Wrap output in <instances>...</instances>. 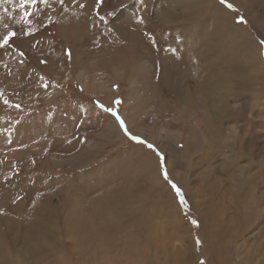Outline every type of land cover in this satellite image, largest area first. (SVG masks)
I'll return each instance as SVG.
<instances>
[{"label":"rangeland","instance_id":"obj_1","mask_svg":"<svg viewBox=\"0 0 264 264\" xmlns=\"http://www.w3.org/2000/svg\"><path fill=\"white\" fill-rule=\"evenodd\" d=\"M71 3L19 2L18 23L0 5L11 22L0 39L18 33L0 48V264H135L134 254L147 264H207L198 204L217 212L223 246L248 264L264 242V86L234 76L229 113L210 115L195 46L207 40L203 26L222 20L246 42L242 51L226 44L238 61L229 72L252 76L245 60L264 63V0H90L97 22L68 37L59 23ZM193 60L188 83L181 71ZM164 76L183 80V100ZM205 180L213 190L198 196ZM231 212L246 218L245 237L231 233Z\"/></svg>","mask_w":264,"mask_h":264},{"label":"bare ground","instance_id":"obj_2","mask_svg":"<svg viewBox=\"0 0 264 264\" xmlns=\"http://www.w3.org/2000/svg\"><path fill=\"white\" fill-rule=\"evenodd\" d=\"M53 1V0H52ZM60 0H57V2ZM82 0H64V2L69 6V4L71 2H75L77 3L78 7H73L70 8L66 11V8H64L63 10H65L66 13H64L62 16L66 17L64 18V21H59L61 23L60 26L68 28L65 29V32H70V34L68 33V37L69 35H77L79 36V33H75L76 31L74 30H79V32L82 31H88L91 27V24L93 25L96 20L94 19V16L91 14L90 12V0H85L84 2V6L79 8V4ZM102 1V0H101ZM167 1V0H166ZM191 1V0H190ZM20 2V0H12V2L10 3H5L4 5L6 7H3V9L1 10L4 14L10 15V16H14L16 18L15 23H18L17 20L20 16V12L22 9H20L18 3ZM83 2V1H82ZM62 4V3H61ZM65 4V5H66ZM72 4V3H71ZM83 4V3H82ZM190 4V3H189ZM75 5V4H73ZM96 5H93V7H95ZM39 7V6H38ZM61 7V6H60ZM170 7V6H169ZM215 7V6H214ZM217 7V4H216ZM41 8V7H40ZM38 8V9H40ZM218 8V7H217ZM220 8V7H219ZM218 8V9H219ZM5 9H7V12H5ZM55 9V8H54ZM62 9V8H61ZM93 9V8H91ZM216 9V8H215ZM221 9V8H220ZM223 9V8H222ZM221 9V10H222ZM56 11V10H55ZM92 11V10H91ZM129 12V9L127 10ZM135 11V10H134ZM166 12V11H164ZM221 12V11H220ZM40 13V12H38ZM55 13V12H54ZM53 13V14H54ZM127 13V12H125ZM175 13V12H174ZM224 13V12H223ZM222 13V14H223ZM42 14V12H41ZM52 14V12H51ZM50 14V15H51ZM161 14V13H160ZM216 14V13H215ZM38 15V14H37ZM126 15H129L126 20L125 23L126 25L129 24V21L133 18L134 13H127ZM174 15V14H173ZM172 15V16H173ZM229 15V14H228ZM5 15L0 14V18L2 19V23L0 24V33H4V31H6L9 28V25L11 22H9L5 17ZM47 17V16H46ZM54 17V16H52ZM125 17V16H124ZM217 17V16H216ZM220 17V16H219ZM223 17V16H222ZM229 17V16H228ZM8 18V17H7ZM32 18V17H31ZM58 18V17H57ZM13 19V18H12ZM20 19V18H19ZM54 19H56L54 17ZM185 19V18H184ZM183 19L184 22H186ZM199 19V18H198ZM221 19V18H220ZM201 20V19H199ZM198 20V21H199ZM46 21V20H45ZM57 21V19H56ZM135 21V20H134ZM174 21V20H173ZM171 21V22H173ZM191 20H189L190 22ZM97 22V21H96ZM162 25L164 24L163 21ZM170 22V23H171ZM220 22V23H219ZM213 21L212 22V29L209 30L207 27L203 26V28L201 29L200 32L203 33V36H205V39H209L211 37V39L209 40V42H207V40L202 43L196 44L195 46V52L196 54L199 56V58L201 59L200 61L202 62V65L206 68V72L203 74L204 75V81L202 83H200L197 87V89L199 90V92H203L205 97V101L206 104L202 103L204 105V108L206 109V106L208 107V110L210 112V115H213L215 117L219 116L221 117L223 112H228L227 111V104L229 103V98L227 93L232 92V86H234V84H232L233 82H231L235 76L236 78V82L238 83H250V81H259L261 82V84L264 86V63L255 59H247L245 60L248 65L249 68L252 70V76H246L243 75L242 73H239L240 70L239 69H231V72H229V69L233 66V68H235V66H237V58L233 57L232 55L227 54V48L228 45L231 44V47L233 49H237V50H241L242 48H244L246 46V42H238L240 41V39L234 35L235 32L230 30V28L225 31L224 28L221 26L222 20L220 21ZM99 23V22H98ZM205 23V22H204ZM211 23V22H210ZM225 23V22H223ZM96 24V23H95ZM141 24V23H140ZM208 24V23H207ZM229 24V23H228ZM5 25H7L8 27H4ZM150 26V25H149ZM152 26V25H151ZM164 26V25H163ZM4 27V28H3ZM56 27V25H55ZM54 27V28H55ZM96 27V26H95ZM134 27V26H133ZM158 27V26H157ZM161 27V24H160ZM57 28V27H56ZM235 28V27H234ZM97 29V27H96ZM198 29V28H197ZM59 30V29H58ZM56 30V31H58ZM94 30V28H93ZM235 30V29H234ZM63 31V30H62ZM186 31V30H185ZM196 31V30H195ZM198 31V30H197ZM196 31V32H197ZM198 31V32H199ZM64 32V34H65ZM90 32V31H89ZM97 32V31H96ZM178 32V31H177ZM60 33V30H59ZM62 33V32H61ZM87 33V32H86ZM6 34V33H5ZM85 34V33H84ZM181 34V33H180ZM198 34V33H196ZM1 35V34H0ZM93 35V34H92ZM199 35V34H198ZM63 36V35H62ZM89 36V35H88ZM135 35H133L134 37ZM200 36V35H199ZM67 37V38H68ZM75 37V36H74ZM84 37V36H83ZM87 37V36H86ZM91 37V36H90ZM66 38V37H65ZM251 38V37H250ZM202 39V38H200ZM79 40V39H78ZM81 41V40H80ZM247 41V40H246ZM226 44H227V48H226ZM245 50V49H244ZM247 50V49H246ZM253 50V49H252ZM166 51V50H165ZM242 51V50H241ZM204 53V54H200ZM246 52V51H245ZM74 53V52H73ZM157 55V54H156ZM159 55V54H158ZM228 56V57H227ZM159 57V56H158ZM161 58V57H159ZM162 59V58H161ZM169 59V58H168ZM243 60V59H242ZM163 61V60H162ZM168 61V60H167ZM165 62V61H164ZM170 62V61H168ZM167 62V63H168ZM198 61L197 60H193V61H189L187 62V67L185 66V69L183 71H181L184 74L185 79H188V83H190L189 79L192 77L191 73L197 72L198 69ZM149 66V65H147ZM161 66L163 67L162 70H164L165 66L164 63L161 64ZM168 66V65H167ZM173 68V67H172ZM228 68V69H227ZM208 70V71H207ZM238 71L236 73H232L234 71ZM137 71L139 72H147V67L146 65H142L138 63V69ZM166 73V71L164 72ZM180 73V72H179ZM167 74V73H166ZM177 75V74H176ZM181 75V74H180ZM228 76V77H227ZM166 76H164V80L163 83L166 82L170 88L174 89L175 94H178L179 100H183L184 99V91H181L180 88L181 87H185V85H183V80L181 78H177V77H168L165 78ZM226 77V78H225ZM174 78V79H173ZM234 78V79H235ZM163 79V78H162ZM260 79V80H259ZM231 80V81H230ZM226 81V82H225ZM185 83V82H184ZM193 83V82H192ZM165 85V83H164ZM174 86V88H173ZM166 87V86H165ZM166 89V88H165ZM170 90V89H169ZM185 90V89H184ZM167 93V91H166ZM172 96V94H171ZM187 96V95H186ZM193 96V95H192ZM231 96V95H230ZM176 97V98H178ZM190 97V96H189ZM188 97V98H189ZM137 100V99H134ZM135 102V101H134ZM137 103H140V101H137ZM168 103V102H167ZM182 103V101L180 102ZM138 105V104H136ZM192 112V111H191ZM229 113V112H228ZM212 117V116H211ZM215 117L212 118L211 120L214 122L215 121ZM210 120V122H211ZM217 121H219L218 119L216 120L215 123H217ZM225 124V123H224ZM218 126V125H217ZM216 127V126H215ZM213 129V127L211 128ZM217 130V129H216ZM224 130L226 131V133L228 135H230L231 131L230 129H228V127H224ZM143 133V132H142ZM226 138H228L227 135H225ZM177 139V137H176ZM187 143V142H186ZM190 143V142H188ZM186 145V144H185ZM193 147V143L190 144ZM195 145V144H194ZM187 149V146L185 147ZM138 149V148H137ZM188 150V149H187ZM144 155V154H143ZM147 157L150 156L149 153L145 154ZM145 156V157H146ZM144 157V158H145ZM151 157V156H150ZM143 158V159H144ZM232 164V163H231ZM228 175V174H227ZM242 175V174H241ZM239 179V177H238ZM209 181V180H208ZM208 181L205 180V184L207 185ZM210 182V181H209ZM210 184V183H208ZM212 184V183H211ZM203 185V184H202ZM205 185V186H206ZM208 186V185H207ZM240 189V187H239ZM238 189V191H239ZM202 192L198 191V196L200 195H205V194H209V191L213 190V186H211V188H209V186L205 189L202 188L201 189ZM185 191V190H184ZM186 192V191H185ZM189 192V189L186 193ZM237 192V191H236ZM240 193V192H239ZM190 196L189 200H192L193 196L188 193ZM243 194V192H242ZM213 196V195H212ZM240 196V194H239ZM232 200V199H231ZM212 201V200H211ZM236 201V200H234ZM238 202V201H236ZM190 203V202H189ZM191 204V203H190ZM239 205V204H238ZM194 206V205H193ZM238 207V206H237ZM194 210L196 211V214H198V218H199V224H200V230L203 233V237L205 243L204 246L207 247L208 249V254H209V260H207V264H239V255L236 254L235 250L233 249V247H224L223 246V241L226 239L225 237V228L226 226L224 224H222L221 222L218 223L217 220L214 219V214L217 212H203L204 207L203 204H198L197 206L195 205ZM202 211V212H201ZM236 211H238L236 209ZM220 213V212H219ZM255 214V213H254ZM218 215V214H217ZM215 215V216H217ZM231 217L233 218V221L230 222V230L231 233L235 232V234L237 235L238 232L240 233V235L242 234V237H245L246 232H248L249 226H247V221L245 220L246 218H244L243 216H241L242 214H240L239 212H231ZM253 215V214H252ZM258 215V214H257ZM230 217V216H229ZM220 218V217H219ZM249 219V217L247 218ZM232 220V219H231ZM220 221V219H219ZM249 222V220H248ZM229 223V222H228ZM251 224V223H250ZM228 234V233H227ZM205 235H207V238L205 237ZM259 236V235H258ZM257 236V237H258ZM117 237V236H116ZM241 237V236H239ZM249 238V237H247ZM259 238V237H258ZM203 240V242H204ZM121 241V240H120ZM253 241V240H252ZM112 242V241H111ZM247 242H250V238L247 239ZM110 244V243H109ZM112 244V243H111ZM110 244V245H111ZM254 244V243H253ZM108 248V247H107ZM111 249V247H110ZM206 249V248H205ZM115 251V250H114ZM190 251V250H189ZM117 252V250L115 251ZM123 253V252H122ZM189 253V252H188ZM80 258H82V253H79L78 255ZM254 256H258L257 259H259V257H261L260 262L261 264H264V242L260 243L258 240L255 241V244L253 245V251H252V255L248 257V264H253V257ZM217 258V259H216ZM85 259V258H84ZM132 262L135 261V264H147V260L144 259L142 257V255L140 254H134L133 256H131ZM189 259V256H188ZM246 259V258H245ZM81 260V259H80ZM256 260V259H255ZM82 262V261H81ZM91 263L94 262V260L90 261ZM131 262V263H132ZM156 262V261H155ZM80 263V262H79ZM86 263V262H85ZM134 264V263H133ZM242 264V263H241ZM260 264V263H259Z\"/></svg>","mask_w":264,"mask_h":264},{"label":"snow or ice","instance_id":"obj_3","mask_svg":"<svg viewBox=\"0 0 264 264\" xmlns=\"http://www.w3.org/2000/svg\"><path fill=\"white\" fill-rule=\"evenodd\" d=\"M12 2V0H0V5L4 4V3H10ZM40 3H47L48 0H39ZM61 3L64 2V0H60ZM100 2V0H98V3ZM220 2L222 4H225L227 2V0H220ZM38 3V0H20V7L23 8L24 6L26 5H32V6H35L36 4ZM81 7H83L84 5H80ZM227 7L228 8H233V5L231 3H227ZM5 12H7V9H5ZM26 15L28 17H30L32 15V13L29 11L26 13ZM27 23V21H25ZM238 23H246V21L244 20L243 17H240L239 20L237 21ZM5 27L7 28L8 26L5 25ZM26 35H31V31L29 32H26L25 33ZM18 35V33L16 31H9L7 32L6 35L3 36L2 39H0V48H3V47H6L10 40H12L14 37H16ZM261 43H264V41H261ZM174 51V50H173ZM22 56L24 55L23 52L20 53ZM116 103H119V101H117ZM107 111H113L112 109H106ZM117 119L120 120V124L121 126L123 127L124 126V121L122 119H120L119 116H117ZM125 132L127 134V129L125 128ZM133 139L135 140H139V137H136V136H133L132 137ZM141 143H143V141H140ZM148 147L149 148H152L153 146L151 144H148ZM164 178L167 180L168 179V176H167V172L165 171L164 172ZM172 187L176 190L177 194L179 195L180 194V189L175 185V184H172ZM181 201L183 202V197L181 196ZM193 224H196L197 221H192ZM201 264H204L203 261H201Z\"/></svg>","mask_w":264,"mask_h":264}]
</instances>
